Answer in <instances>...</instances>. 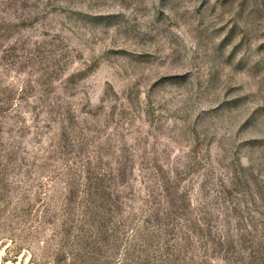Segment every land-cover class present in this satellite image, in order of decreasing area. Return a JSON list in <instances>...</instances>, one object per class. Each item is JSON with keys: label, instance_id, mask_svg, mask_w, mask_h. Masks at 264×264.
<instances>
[{"label": "rangeland", "instance_id": "1", "mask_svg": "<svg viewBox=\"0 0 264 264\" xmlns=\"http://www.w3.org/2000/svg\"><path fill=\"white\" fill-rule=\"evenodd\" d=\"M0 264H264V0H0Z\"/></svg>", "mask_w": 264, "mask_h": 264}]
</instances>
